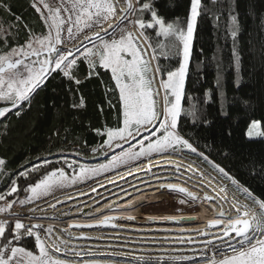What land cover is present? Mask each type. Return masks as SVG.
Instances as JSON below:
<instances>
[{"label":"trees","instance_id":"1","mask_svg":"<svg viewBox=\"0 0 264 264\" xmlns=\"http://www.w3.org/2000/svg\"><path fill=\"white\" fill-rule=\"evenodd\" d=\"M144 2L137 0V7ZM32 3L33 0H0V4L11 6V13L0 7V25L5 30L11 25L8 44L23 45L29 29L37 35L47 34ZM153 4L161 17L186 32L191 0H153ZM143 15L150 19L149 13ZM15 16L22 17L19 23ZM233 22L238 25L235 37L231 35ZM156 30L146 29L145 35L152 50L157 49L153 51L155 62L167 81V73L180 66L183 44L176 41L170 55H160L157 41L164 38L156 37ZM3 36L0 31V38ZM74 72L79 84L53 74L31 106L24 105L19 117L14 109L6 118H0V157L7 162L6 167L0 166V195L6 200L26 196L29 183L34 184L45 171L71 172L82 163L98 161V156L89 157L92 150L104 143L109 128L122 125L118 119L119 90L111 71L98 65L90 74L87 62H83ZM168 99L173 100L170 93ZM182 107L178 127L198 149L197 153L186 150L187 154L203 157L198 154L203 153L240 185L264 198V139L248 138L245 133L252 119H259L264 128V0H201ZM193 108L203 122L193 123L185 114ZM33 165H40L39 170L33 171ZM21 172L27 174L21 176ZM13 180L18 191L8 195ZM6 222V235L10 236L15 223ZM3 243L0 239V245ZM13 244L38 253L34 237L24 236Z\"/></svg>","mask_w":264,"mask_h":264},{"label":"snow or ice","instance_id":"2","mask_svg":"<svg viewBox=\"0 0 264 264\" xmlns=\"http://www.w3.org/2000/svg\"><path fill=\"white\" fill-rule=\"evenodd\" d=\"M121 2L125 6L119 9L120 23L128 20V23L133 24L137 29L136 34L120 29L121 34L117 37L115 33L120 28L118 23L109 26L113 29L110 39H104L98 31L94 33L96 39L100 41L99 45L94 44L92 48L86 45L66 47L63 32L66 31L69 38L76 39L73 34L74 29L76 32H84L85 29L91 30L94 26H100L109 17L117 15V9ZM68 5L65 6L61 0L60 6L53 8L45 0H39V3L33 0L31 6L37 13H40V18L44 21V26L48 31L47 34L41 32L37 35L29 29V37L23 45L8 44L11 25L9 30H5L0 25V31L4 32L3 38H0V47L4 48V51L0 52V118H6L14 109L16 110L15 115L19 117L24 105L31 106L35 95L46 87V81L53 77V74L67 78L70 82L75 80L79 84L80 80L76 77L74 69L78 64L87 62L90 74L97 69L98 65L103 69L110 70L112 79L119 90L120 112L118 119L122 126L109 128L105 133L107 139L104 144L109 149L114 146L122 148L124 143L131 144V141L140 136L142 132H149L151 139L147 143L140 141L138 151L130 147L123 150L107 164H102L95 169L81 168L80 172L71 178L63 170L45 171L41 178L34 184L29 183L25 189L30 193L27 197L28 203L49 195L56 187L91 178L102 171L117 167L121 163L136 161L141 157H149L153 154L162 155L170 151L198 152L197 147L191 142V138H186L182 134V130L178 127V119L183 111L184 83L194 26L200 15L201 0H191L186 32L161 17L158 11L153 10V0H145L139 7H137V0H68ZM0 7L11 13L10 5L0 4ZM62 10L68 14L66 18L62 17ZM144 13H149L150 19L145 18ZM130 17L132 19H129ZM21 19L22 17L15 16L17 23ZM154 27L158 29L155 32L156 37L164 38V41H157L160 55L165 57L170 55L176 46V41L183 44V61L180 63L179 69L169 71L167 81L161 84L165 90L162 111L155 98L158 93L154 94L152 87L154 73L152 76L149 75L153 69L150 61L144 59L146 53L143 51L144 45L153 47L145 35V30ZM237 31L238 25L233 22L231 35L235 37ZM86 39H90V37H86ZM81 43L83 44V42ZM156 50L153 48L154 52ZM151 59L155 60L157 56L153 55ZM156 71H160V69L157 68ZM169 93L174 98L173 100L168 99ZM185 114L192 118L193 123L197 120L203 122L195 108ZM157 122H159V130L155 127ZM258 128V122H252L248 131L249 137L254 132L256 135H264V132L258 131ZM198 154L212 165L222 179H227L235 185L245 195L246 201L251 202L241 205L237 201V204L233 206L236 212L234 217H226L225 213L221 212L220 216L224 219H212L208 222L209 227L222 225L220 227L222 235L216 239H219L224 247L232 250L231 255L226 254L223 259L213 260L211 264H264V198L257 197L248 187L240 185L238 180L230 175L224 167L215 164L203 153ZM44 163L47 161L45 160ZM6 164V160L0 157V166L6 167ZM39 168L40 165L32 166L33 171H38ZM26 174L27 172L19 173L21 176ZM156 179L162 178L156 177ZM160 188H167L170 192L182 194L186 198L180 200L182 204L188 201L195 202L198 199L196 194L179 184L162 183ZM17 191L16 181L13 180L8 195ZM221 191H226V188H222ZM4 199V195H0V200ZM205 199L212 200L214 197L206 196ZM13 203L9 201L6 205L0 206V213L9 212ZM19 203L23 205L25 201L22 200ZM14 218L15 225L10 236L6 235L7 222L0 221V239L4 240V243L0 245V264H64L62 260L50 257L43 240L35 231L42 228V225L27 226L21 222L18 216ZM114 219L116 217H104L101 223L107 225ZM128 219H132V217H128ZM166 219H174V217ZM85 226L91 227L92 225ZM44 231L51 232V227ZM200 234L205 235L206 233L201 232ZM24 236L35 238L38 255L24 246L13 244V241L19 242ZM207 243L211 244L212 241H207Z\"/></svg>","mask_w":264,"mask_h":264},{"label":"rangeland","instance_id":"3","mask_svg":"<svg viewBox=\"0 0 264 264\" xmlns=\"http://www.w3.org/2000/svg\"><path fill=\"white\" fill-rule=\"evenodd\" d=\"M36 2L39 3V0H36ZM45 2L53 8L59 7L61 4V0H45ZM63 2L65 3V6H69L68 0H63ZM121 6L123 7L125 6L123 2H121L118 6L117 15L114 17H109V19L103 22L100 26H94L91 30L85 29L84 32H76V30L74 29L73 34L76 37V39L69 38L67 32L66 31L63 32L62 35L65 37L66 47H73V45H75L76 47H82L83 45H86L87 47L92 48L94 44L99 45L100 41L96 39L94 33L98 31L101 37H103L104 39H110L113 29L110 28L109 26L116 25L118 23L120 24V28L116 30L115 34L117 37L121 34L120 29H123L125 32H133L134 34H136L137 29L134 27L133 24L128 23V20H124L122 23H120L121 14L118 12ZM45 14L47 13L45 12ZM61 14H62V17L64 18H66L68 15L67 13L63 12V10ZM189 16H190V12L188 14V17ZM73 19L75 18L73 17ZM129 19H132V18L130 17ZM187 21H188V18H187ZM194 29H195V26H194ZM193 36H194V32H193ZM86 37H90V39H86ZM192 41H193V38H192ZM81 42H83V44ZM191 50H192V43H191L190 55H191ZM143 51L146 53V55L144 56V59L147 61H150L151 67L153 69V72L149 73V75L152 76L154 73V80H153L152 87H153L154 94L158 93L157 95H155V98L157 99L158 106L160 110L162 111L163 105H164L165 90L161 87V84L163 82H166V80L160 75L159 71H156V69L158 68L157 64L155 60L151 59V57L154 55L152 48L149 47L148 45H144ZM128 58L130 59V57ZM182 61H183V47H182L181 62ZM189 63H190V58H189ZM189 63H188V67H189ZM225 112H226L225 109L222 107V113L224 114ZM254 121L258 122L259 124L258 131L264 132V128L262 127L261 121L259 119H252L246 127V131H245L246 136L248 138L260 137L264 139V135H256L255 132L253 133L251 137H249L248 131L250 129L252 122ZM155 127L157 128V130H159V122L156 123ZM149 139H151L149 132H142L140 136L136 137L135 140L131 141V144L124 143L122 148L114 146L111 149H109L107 145L103 143L102 144L103 147L102 145L95 147L92 150L91 155L89 156L91 158L92 156H98L97 157L99 159L98 161L82 163L77 167L76 171H71V172L64 171V173L69 178H71L72 176L77 175L80 172L81 168H86V169L99 168L100 165L107 164L110 160H112L115 156L120 154L123 150L133 147L135 150L138 151L139 142L143 141L147 143ZM136 146H138V148ZM165 154H170L171 156L183 157L185 159V162L188 163V164L186 163V166H190L192 162L196 163V165H198V167L201 170L200 172L197 173L198 174L197 178L203 181L204 184L207 186H209V184L213 185V182H216L217 183V185H215L216 192L219 190L218 194L222 195L223 200L227 204H229V208L231 209L232 212L236 213L235 208L233 206L237 204V201H239L241 205L243 203H251L250 201L245 200V195L241 191H239L235 185L231 184V182L228 181L227 179H222L220 175L213 169L212 165L209 164L207 161H205L203 157H194L192 155H189L187 154L186 150L181 151V152H171L170 151ZM159 156L160 155L153 154L152 156H149V157H141L139 160H136V161H129L128 163H121L119 164V166L114 167L108 171H102L100 174L94 175L91 178L77 180V182L74 184H68L65 186L56 187L49 195L42 196L34 200L31 203L27 202V197L30 195V193H28L26 196H22L15 200H6V199L0 200V206L6 205L9 201L14 202L9 212L0 213V221L12 220L15 223L14 217L18 216L21 222H23L27 226H31L33 224V221L35 222V220H30L32 218H35L37 221H39V219L40 220L46 219V218L61 219L65 217V220L67 222H70V221L85 222V221H94V220L100 219L102 215L117 214L121 216L120 219L116 221L118 225H123V226L129 225L135 229L136 225L149 224L150 226H155V224H160V223H176L174 221L176 217L177 218L187 217L191 215H205L208 219H212L213 211L210 205H212L216 211H219L214 206V204H212L213 201L212 202L206 201L200 198L199 196H197L198 199L195 202L188 201L187 203L182 204L180 203V200L182 198L186 199L185 197H183L182 194L176 193V192H170L167 188H163V189L159 188V186L162 183L163 184L173 183V184H179L183 187H186L189 191L193 192V190L188 188V186H185L174 180L160 181L157 183H152L148 186L134 188L130 192H124L123 194H120V195H110L104 199L101 198L102 195L104 196L105 194H111L113 190L115 191V189L120 188L119 185H121V183L123 182L129 183L133 177H135L136 175H140V173L146 174L147 178H149V177H152L153 173L158 170H164V169H169V168L178 169V167L175 166V164L173 163L154 167V164H157L158 162H150V160L153 158L159 157ZM160 161L165 162V160H160ZM160 161L159 163H161ZM170 161H174V160H170ZM174 162L184 165L183 163H180L177 161H174ZM137 165L140 166L139 169L142 170L141 172L137 174H133L132 176L122 179L118 182H115L112 184H106V185H103L102 187H98L94 189L93 191L89 192L88 194L86 193L82 196L73 197L76 193H79V191L80 192L87 191L93 188V186L95 187L99 185L100 183L98 182L100 180H103V178L106 179L103 181L104 183H106L107 181L112 180L111 178L112 176L123 175L124 173L130 171L132 167L137 166ZM165 173L172 174L174 172L168 171V172L158 173V174H165ZM191 176H192V173H191ZM140 180L142 179L140 178ZM140 180L138 179L136 181H140ZM117 185L119 187L115 189H111L112 187L117 186ZM222 188H226V191H221ZM91 199H94L97 201H94L93 202L94 204H92V206L82 208L78 210L77 212H75V214L73 213H72L73 215L71 214L72 209L79 208V206L81 205H85V203L82 204V202L83 201L87 202ZM22 200L25 201L23 205L19 203ZM145 210L151 211V213L144 214L142 211H145ZM207 211H209V213H207ZM129 213L136 214L135 221H131L125 218ZM167 217H174V219H166ZM179 223L191 225L192 223L197 224L199 222L183 221ZM42 224L43 223H41V225ZM60 226H63V225L61 224ZM49 227H51V232H45L44 229H47ZM53 229H54L53 226L45 224V225H42V228L36 229L35 231L40 235L41 239L43 240L45 247L48 249L50 257L52 259L62 260L64 264H161V263L162 264L163 263H168V264H195V263L197 264L198 263L199 264L207 260H209L207 262L211 264L213 260L219 261L223 259L226 254L227 255L232 254V250L227 247H224L222 242L216 239V237L209 239V237L212 236L210 234L201 235L199 237H192V233H190L191 236L187 238H184V237L183 238H169L172 240L174 239L175 242L173 243H163V241L169 240L168 238L133 237L134 239L137 240V242H142V244L144 243L147 246H169L170 249L169 248L163 249V250L161 249L142 250L141 249V250L134 251L133 249L129 250V248L127 247L126 248L121 247V245L126 242L115 241L114 243L117 244L116 247L115 246H108V247L98 246V249L102 248V251H95L92 253L86 250L71 251L69 249H66L67 247L64 246L65 244L64 242L61 243L62 240H58L60 241L61 244L54 242V237H53L54 230ZM134 229L133 231H128L133 236H136L135 235L137 234L136 230L146 231L145 232L146 234H150V233L153 235L157 233L160 234V231L157 230L158 232H155L154 231L155 229H145V230H141V229L134 230ZM123 230L127 232L128 228H125ZM126 238L128 239V237H125V239ZM129 238H132V237H129ZM193 238H201L203 239V241L196 243L194 240H192ZM51 239L52 241L51 243H49ZM158 240H160L163 244L160 242H157ZM179 240L182 243L177 242ZM145 241L148 242L149 245L148 243H145ZM207 241H213V242L211 244H208L206 243ZM102 242H108V241H102ZM150 242H153V243H150ZM133 245H136V244H133ZM75 246L76 244H73L72 247H75ZM57 249L59 250L57 251ZM67 253L69 254L77 253L78 255L74 256V255H69ZM38 254L39 253H37V255Z\"/></svg>","mask_w":264,"mask_h":264},{"label":"bare ground","instance_id":"4","mask_svg":"<svg viewBox=\"0 0 264 264\" xmlns=\"http://www.w3.org/2000/svg\"><path fill=\"white\" fill-rule=\"evenodd\" d=\"M121 8H123V6H121ZM118 13H120V11ZM160 160H165V162H161ZM166 160H168V161H166ZM170 160H174V161L183 163L184 165L179 164V163H175L174 161H170ZM159 161L161 163H159ZM150 162H158L157 164H154V167L163 166V165H167V164L173 163V164H175V166L178 167V169L169 168V169H164V170H158V171H155L153 173V176L149 177V178H147L146 174H143V173L141 174L140 173V175H136L135 177H133L130 180L129 183L128 182L127 183L123 182L124 184L121 183V185H119L120 188L115 189V188L119 187L118 185L112 187L111 189H115V191L113 190V192H111V194H105L104 196L102 195L101 198L104 199V198H106V197H108L110 195H120V194H123L124 192H130L134 188H138V187H142V186H148V185H150L152 183H157V182H160V181L174 180V181H177L178 183H181V184H183L185 186H188V188H190L191 190L199 193L198 195L202 199H204L206 201H210V202L213 201L212 204H214V206L219 211L224 210L231 217H234L236 215V213L232 212L231 209L229 208V204H227L223 200L222 195L218 194L219 190L216 192V190H215L216 189L215 185H217L216 182H213V180H212L214 186L212 184H211L212 186L210 184H209V186H207V185L204 184L203 181H201V180H199L197 178V176H198L197 173L200 172L201 170L198 167V165H196V163L192 162L190 164V166H186L187 162H185V159L183 157L171 156L170 154L160 155L159 157L151 159ZM139 167L140 166L137 165V166L132 167L130 169V171H128V172H126L124 174L122 173L123 175L112 176L111 177L112 180L111 181H107L106 183L103 182L104 180H106L105 178H103V180H100L98 182V183H100L99 185H97L95 187L93 186V188H91V189L88 188L89 190H87V191H82V192L79 191V193H76L73 197L82 196V195H84L86 193L88 194L89 192L93 191V189H96L98 187H102L103 185H106V184H112V183L118 182V181H120L122 179H125V178H127L129 176H132L133 174H137V173L142 171V170L139 169ZM168 171H171V172H174V173H172V174H166V173L165 174H158V173H164V172H168ZM202 171H204V170H202ZM191 173H192V176H191ZM156 177H160L162 179L158 180V179H156ZM140 178L142 180H140ZM202 178H204V177H202ZM138 179L140 181H136ZM218 187H219V185H218ZM206 196L214 197V199L207 200V199H205ZM98 200H100V199H98ZM94 201H97V200L91 199V200H89L87 202L83 201L82 204L85 203V205H81V206H79V208L72 209L71 214L72 213L75 214V212H77L78 210H80L82 208H85V207H88V206H92V204H94L93 203ZM100 202H102V201H100ZM30 220H35V223H43L42 225L46 224V225L53 226L54 227V229H53L54 230V232H53L54 233L53 234L54 242L59 243V244L64 242L65 243L64 246L67 247L66 249H69L71 251L86 250V251H89L91 253L95 252V251H102V248L98 249V246H106V247L115 246L116 247L117 244L114 243L115 241H117V242L118 241L126 242V243H123L121 245V247H124V248L127 247V248H129V250L133 249L134 251L135 250H141V249L142 250H144V249H161V250H163V249H168V248L170 249L169 246H147L144 243L142 244V242H137V240L134 239L133 237H138V238L139 237H153V238L154 237H159V238H168V239L169 238H183V237L187 238V237L191 236L190 233H192V237H199V236H201L200 233L204 232V233H206L208 235L209 234L212 235L211 237H209V239H212V238H215V237H219L220 233H221L220 228L208 229L206 227L205 223H197V224L192 223L191 225L184 224V223H160V224H155V226H150L149 224L136 225L135 229L132 226H129V225H127V226L119 225L117 227H105V228L95 227V228H92V229H80V230L79 229H74V230H71V233H73L74 235H79L81 233H84L87 237H84V238H72V237H68L67 235H65L60 230V227H61L60 225L61 224L62 225H64V224L67 225L69 223V222H67L65 220V217L61 218V219H59V218H46V219H42V220L39 219V221H37L35 218H32ZM85 222H87V221H85ZM125 228H128L127 232H125L123 230ZM133 229L134 230H136V229H141V230L155 229L154 231L158 232L157 230H159L160 234L157 233V234L153 235V234L150 233L151 234L150 235V234H146L145 233L146 231H138V230H136L137 234H135L136 236H133L130 232H128V231H133ZM124 236L128 237V239L127 238L125 239ZM90 237H92V238H90ZM129 237H132V238H129ZM58 240H62L61 243ZM192 240H194L196 243L197 242L199 243V242L203 241V239H201V238H193ZM51 241H52V239L49 241V243H51ZM102 241H108V242H102ZM157 242L162 243L160 240H158ZM173 242H175L174 239L173 240L169 239L167 241H163V243H173ZM177 242L182 243L180 240L177 241ZM145 243H148V242L145 241ZM150 243H153V242H150ZM73 244H76V246L72 247ZM133 244H136V245H133ZM70 245H72V246H70ZM148 245H149V243H148ZM111 248H113V247H111ZM67 254H69V253H67ZM69 255L77 256L78 254L77 253L76 254L75 253L74 254L71 253Z\"/></svg>","mask_w":264,"mask_h":264},{"label":"water","instance_id":"5","mask_svg":"<svg viewBox=\"0 0 264 264\" xmlns=\"http://www.w3.org/2000/svg\"><path fill=\"white\" fill-rule=\"evenodd\" d=\"M160 188V186H159ZM161 189V188H160ZM144 214H150L151 211H142ZM223 212L225 213V216H229L224 210L222 211H214L213 212V219H224L223 217L220 216V213ZM207 213H209V211H207ZM104 217H116V219L110 221V223H108L107 225L101 223V221H103ZM120 215L117 214H106V215H102L100 217V219L94 220V221H87V222H76V221H70L67 225H63L60 227V230L67 235L68 237H72V238H84L87 237L84 233H81L79 235H74L73 233H71V230L74 229H92L95 227H99V228H105V227H117L119 226L118 223L116 222L118 219H120ZM128 217H132V219H128ZM126 219L131 220V221H135L136 220V214L135 213H129L126 217ZM212 220V219H208L205 215H191V216H187V217H176L175 218V222L179 223V222H183V221H192V222H199V223H205L206 227L208 229H216V228H220L221 226H217V227H209L208 226V222ZM33 224H40L41 223H33ZM32 224V225H33ZM76 225H80L79 227H77ZM85 225H92L91 227H87ZM115 225V226H112ZM222 235V232L220 233V236ZM92 238V237H90ZM227 239V238H225Z\"/></svg>","mask_w":264,"mask_h":264},{"label":"crops","instance_id":"6","mask_svg":"<svg viewBox=\"0 0 264 264\" xmlns=\"http://www.w3.org/2000/svg\"><path fill=\"white\" fill-rule=\"evenodd\" d=\"M207 261H209V260H207ZM207 261H205V262H201V263H199V264H209ZM196 264V263H195ZM198 264V263H197Z\"/></svg>","mask_w":264,"mask_h":264},{"label":"built area","instance_id":"7","mask_svg":"<svg viewBox=\"0 0 264 264\" xmlns=\"http://www.w3.org/2000/svg\"><path fill=\"white\" fill-rule=\"evenodd\" d=\"M33 223H35V222L33 221Z\"/></svg>","mask_w":264,"mask_h":264}]
</instances>
